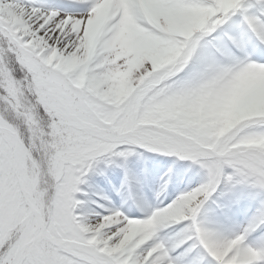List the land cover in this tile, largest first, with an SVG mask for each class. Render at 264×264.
<instances>
[{
  "label": "snow or ice",
  "instance_id": "1",
  "mask_svg": "<svg viewBox=\"0 0 264 264\" xmlns=\"http://www.w3.org/2000/svg\"><path fill=\"white\" fill-rule=\"evenodd\" d=\"M0 264H264V0H0Z\"/></svg>",
  "mask_w": 264,
  "mask_h": 264
},
{
  "label": "bare ground",
  "instance_id": "2",
  "mask_svg": "<svg viewBox=\"0 0 264 264\" xmlns=\"http://www.w3.org/2000/svg\"><path fill=\"white\" fill-rule=\"evenodd\" d=\"M150 161H157V159H151ZM161 171H163V169H161ZM110 176L112 177L111 173H109V177ZM95 192L98 193V194H101V195L107 194V192H108V186H106V188L103 191H101V192L99 190H97ZM93 198H95V196Z\"/></svg>",
  "mask_w": 264,
  "mask_h": 264
},
{
  "label": "rangeland",
  "instance_id": "3",
  "mask_svg": "<svg viewBox=\"0 0 264 264\" xmlns=\"http://www.w3.org/2000/svg\"><path fill=\"white\" fill-rule=\"evenodd\" d=\"M178 167H180L181 165H177ZM117 175H119L118 173H116ZM98 184H100V182H99V180H97V181H95V182H93V184L92 185H96L95 187H97L98 186Z\"/></svg>",
  "mask_w": 264,
  "mask_h": 264
}]
</instances>
